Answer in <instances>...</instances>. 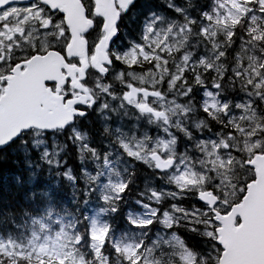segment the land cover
Returning <instances> with one entry per match:
<instances>
[{
    "label": "snow or ice",
    "instance_id": "1",
    "mask_svg": "<svg viewBox=\"0 0 264 264\" xmlns=\"http://www.w3.org/2000/svg\"><path fill=\"white\" fill-rule=\"evenodd\" d=\"M134 11L136 34L115 54L109 48L104 79H111L112 66L121 70L119 95L105 89L111 102L119 100L111 110L134 109L150 124L170 125L177 109L189 116V101L202 92L195 128L215 123L217 129L196 137L200 167L176 160L175 134L153 146L147 132L143 139L119 127L110 132L111 102L99 99L90 98L60 134L22 130L0 141V264H215L210 209L224 199L228 172H253L242 182L243 197L255 180V160L264 158V0H127L113 44ZM62 17L48 0H0V28L15 19L24 25L15 30L21 37L47 36ZM177 88L181 98L169 99ZM98 109L100 137L83 123ZM104 134L116 136L115 151ZM141 170H151L153 180H142ZM157 172L180 193L178 201L171 191L149 189ZM205 193L218 198L213 203ZM93 201L99 209L89 215ZM121 221L117 236L113 223Z\"/></svg>",
    "mask_w": 264,
    "mask_h": 264
},
{
    "label": "water",
    "instance_id": "2",
    "mask_svg": "<svg viewBox=\"0 0 264 264\" xmlns=\"http://www.w3.org/2000/svg\"><path fill=\"white\" fill-rule=\"evenodd\" d=\"M111 43L112 37L108 34L99 46L94 59H97L99 66L108 64L107 50ZM43 60V57H36L30 62L33 74L43 73V71L35 70V68L42 69L48 66V64H40L43 63ZM49 75L50 73L35 75L34 77ZM38 79L42 80L41 78ZM24 88H27V85ZM22 99L25 100L23 97ZM25 103L24 111L16 117L15 121L13 119L11 123H7L5 119L0 118L2 141L15 136L30 126H38L40 122L50 125L49 119L37 111L35 98ZM255 165L256 181L248 186L247 195L242 204L235 206L228 216L217 217L218 223L222 225L218 229V243L224 249L220 264H264V158H257ZM205 196L213 203L216 200L207 194ZM238 217H240L241 225L237 228L235 223Z\"/></svg>",
    "mask_w": 264,
    "mask_h": 264
},
{
    "label": "rangeland",
    "instance_id": "3",
    "mask_svg": "<svg viewBox=\"0 0 264 264\" xmlns=\"http://www.w3.org/2000/svg\"><path fill=\"white\" fill-rule=\"evenodd\" d=\"M27 36L29 38L32 36L39 37V41H35L36 42L35 49H40V51H43V49L47 48L49 44L51 43L49 39L45 38V35L37 33V32H33L30 36L29 35ZM22 38L23 37L19 38L20 42L15 41V42H11L8 45L7 51H9V55L7 59L5 60L4 64L0 65V75L4 74L9 69L10 66L8 67V63L10 62L11 59L18 60L20 58L26 57L29 53L34 52V50L26 42H23V40H21ZM3 40H4L3 43H5L6 39L4 38ZM41 41H43V43H41ZM117 49H115V51L113 52L114 54L116 53ZM199 51L204 52V49H199ZM233 51L235 53L236 50L234 49ZM248 54L252 55L253 53L249 52ZM235 95H239V93L237 92L235 93ZM192 103H196V102H192ZM189 116H186L184 113L180 112L179 109H177V114L173 117L170 125H161V127H158V131L160 133L158 132L155 134H151L149 132V134H150V137L152 138L151 142L153 143V146H155L154 142L157 140V138L167 141L173 138L170 135V133L175 134L174 138L177 139V149H176L177 155L175 158H177V161L179 162L183 160V162L186 165H191L193 168H198L200 167L199 161L202 160L204 157H203V154L200 152L199 148L197 147L196 137L205 131L203 130V126L201 127V129L195 128L196 123H198L199 120L202 119V117L197 113V111H192V114ZM177 120H179L180 122L179 127L176 126ZM130 124H133V123L129 121L128 125ZM114 126H116V123L111 124V128L109 129L110 132L114 133V129H113ZM165 128H167L168 131H165ZM216 129H217V124L215 125L209 124L207 126L206 131L208 135L214 136ZM126 133L128 135H132L131 134L132 132H129V133L126 132ZM188 133H195V135L192 136L191 140L187 138ZM159 134H162V135H159ZM97 135H100V132H97ZM107 136L108 138L104 136V142L107 143V141L111 139L113 141V151H115L116 136L115 135L110 136L108 134ZM164 156L167 157V154H165ZM129 163L131 165L132 162L130 161ZM118 170H120L119 167H118ZM161 174H158V173L155 174L156 176L155 184L149 183V189L153 187L159 188L163 191L165 195L171 191L173 193L172 202L178 201L180 199V193L176 192V190L171 187V185L166 179V174H164V176ZM214 175L215 174H213V176L210 177L209 181H206V183L211 182V179L214 178ZM252 175H253V172L246 171L243 168H238L234 172L227 173L228 178L224 180V186H221V189H220L223 192L224 199L221 200V204L220 206H218V210H221V212H225V209L227 208L229 211L232 205L238 203L242 199V197L240 196V191L241 189L245 188V185L242 182L250 178ZM160 177H164V178L161 179ZM141 179L142 180L147 179L148 181H152L153 176L150 175L148 171H145V173H141ZM236 185H238V187ZM143 190H144L143 183H139L138 191H143ZM144 194L145 196H147L149 193L145 192ZM98 209H99V204L93 201L92 203L89 204L87 211L89 215H95L94 210H98ZM101 219H106V218L101 217ZM216 227H217V224H216ZM216 227L213 230V234H212L213 238H216V233H215ZM45 235H46L45 233H40L39 243L44 242ZM218 253L220 252L215 249V254L213 257L215 261L217 260Z\"/></svg>",
    "mask_w": 264,
    "mask_h": 264
},
{
    "label": "flooded vegetation",
    "instance_id": "4",
    "mask_svg": "<svg viewBox=\"0 0 264 264\" xmlns=\"http://www.w3.org/2000/svg\"><path fill=\"white\" fill-rule=\"evenodd\" d=\"M84 9L86 11V16L87 18L93 23V27L92 29H90L85 35H84V39L88 42L89 44V50H88V54H89V61L92 57L93 54V45L98 42L102 37H103V33H102V26L97 27V22L99 20H101L99 17H97L95 15V3L94 0H85L84 1ZM138 15V13L136 11H134L133 16L136 18ZM15 20V19H13ZM12 21V20H11ZM134 21H137V23H139L138 19L133 20V18L131 19V23H135ZM58 24H61V27H59L60 29H58L59 32V36H61V38L64 40V47L61 48L60 50H58L60 52V54L63 55V58L65 59L66 65L62 68V75L58 77V79L60 81H64V84L60 87L59 91H58V87H59V82L56 80L50 84L47 85V87L50 89V91L54 94V95H58L59 97H61L62 100V104L65 107H68V103L72 100H76L79 99L80 105L75 106L74 110L76 111V115H75V119L78 118V116L84 112L86 109H88L92 103V99L90 98H94V99H99L103 105V103L105 102H111L110 98L112 95V92H115L116 95H119L118 89L120 87V84H117L114 88L112 89V92L109 93H105V89L108 88L110 85L108 84V81L110 80H105L104 78H102L101 80L104 82V86L102 87L101 91L102 93H104L106 95V98H101L99 95V90L98 87L96 86V82L95 79H97L98 75L96 74V71L91 67V65H88L87 67V71H86V75L84 73L79 72V67L82 66L83 62L82 59H78V58H68L67 55H65V47L67 42L70 39V34L67 31L65 24H64V16L57 20ZM56 22V23H57ZM57 25V24H56ZM103 25V24H102ZM7 30H9V27H6ZM58 32L56 34V36H52L51 38L56 40L59 39L60 37H57ZM122 33V37L120 40L125 38V35L127 33V30H121ZM88 62V58L86 60ZM67 66L70 67H74L75 70H71V74H69L66 71ZM12 68L6 73V75L4 76V80L7 81L8 76L12 73ZM82 78H85L84 81H82ZM75 81V83H82V86L84 87L83 89H78L76 90L75 88H73L72 83ZM86 90L88 91L86 93ZM115 107V108H119V100H116L114 102H111V107L109 108L108 114L110 115V117L115 120V119H121L122 116L126 115L129 120H131L134 123V127L137 130L138 133L140 134H144L145 132H154L157 130V126L156 123L150 124L148 122V118L147 117H141L139 115V113L134 110V109H119L118 111H112L111 109ZM101 110H97L96 114L91 115L88 119L84 120H92L93 118H96V115L100 114ZM80 121L77 120V124H79Z\"/></svg>",
    "mask_w": 264,
    "mask_h": 264
},
{
    "label": "bare ground",
    "instance_id": "5",
    "mask_svg": "<svg viewBox=\"0 0 264 264\" xmlns=\"http://www.w3.org/2000/svg\"><path fill=\"white\" fill-rule=\"evenodd\" d=\"M197 99H198V95L196 96V97H194L193 98V100L194 101H197ZM196 103H198V102H196ZM192 111H197V113H198V110H192ZM192 111L190 112V114L189 115H191L192 114ZM198 119V118H197ZM95 120H96V118H93L92 119V122H91V124L89 125L90 127H91V130H92V134L93 135H95V136H97V137H100L101 136V130H100V128H99V126L95 123ZM215 125V123H210V125ZM127 130V131H126ZM125 131L126 132H132L131 134H133V135H136L137 134V131H136V129H135V127H134V125L133 124H130V125H127V127L125 128ZM97 132H100V135H97ZM157 132V130L156 131H154V132H151L150 131V133L151 134H155ZM104 136L106 137V138H108V136H107V134H104ZM149 136H150V134H149ZM141 173H145V171L144 170H141ZM139 183V182H138Z\"/></svg>",
    "mask_w": 264,
    "mask_h": 264
},
{
    "label": "trees",
    "instance_id": "6",
    "mask_svg": "<svg viewBox=\"0 0 264 264\" xmlns=\"http://www.w3.org/2000/svg\"><path fill=\"white\" fill-rule=\"evenodd\" d=\"M122 223H123L122 221L119 222V223H118V226L121 227V224H122ZM115 224H116V223H114V225H115ZM118 234H119V233H118Z\"/></svg>",
    "mask_w": 264,
    "mask_h": 264
}]
</instances>
